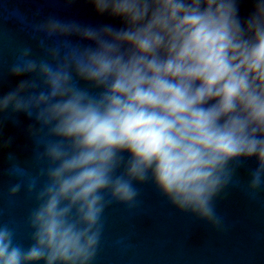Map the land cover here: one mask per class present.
<instances>
[{"label":"clouds","instance_id":"clouds-1","mask_svg":"<svg viewBox=\"0 0 264 264\" xmlns=\"http://www.w3.org/2000/svg\"><path fill=\"white\" fill-rule=\"evenodd\" d=\"M241 2L87 0L119 26L35 14V47L0 72L26 77L0 95V129L15 114L33 121L36 169L6 173L8 198L23 189L33 206L27 246L0 223V264H95L106 209H136L147 183L221 233L232 188L264 194V0L245 16Z\"/></svg>","mask_w":264,"mask_h":264},{"label":"water","instance_id":"water-1","mask_svg":"<svg viewBox=\"0 0 264 264\" xmlns=\"http://www.w3.org/2000/svg\"><path fill=\"white\" fill-rule=\"evenodd\" d=\"M251 10L250 0H242L241 16ZM39 12L40 16L35 17ZM54 14L85 23L118 21L98 17L87 0H0V72H6L18 47L34 43L29 24ZM0 79V95L13 89L20 79ZM33 123L24 114H15L0 129V141L12 139L9 148L0 151V223H9L16 238L25 246L29 233L25 219L33 206L23 189L9 199L7 191L15 179L6 173L14 165L35 171L34 141L28 136ZM248 161L240 169L241 184L255 167ZM136 209L113 203L105 211L101 251L95 264H264V194L249 198L242 187L232 188L226 199L218 202V212L227 230H213L193 217L181 214L162 198L151 183L141 186Z\"/></svg>","mask_w":264,"mask_h":264}]
</instances>
